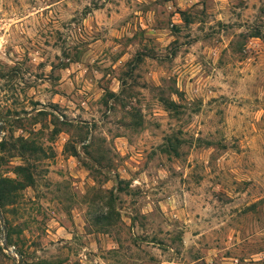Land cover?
Segmentation results:
<instances>
[{"label":"rangeland","instance_id":"1","mask_svg":"<svg viewBox=\"0 0 264 264\" xmlns=\"http://www.w3.org/2000/svg\"><path fill=\"white\" fill-rule=\"evenodd\" d=\"M0 176V264H264V0H0Z\"/></svg>","mask_w":264,"mask_h":264},{"label":"trees","instance_id":"2","mask_svg":"<svg viewBox=\"0 0 264 264\" xmlns=\"http://www.w3.org/2000/svg\"><path fill=\"white\" fill-rule=\"evenodd\" d=\"M19 183H20L19 180H15L10 177L0 176V207L2 206V202L5 195L16 190L18 188ZM11 196L15 197L14 194H12ZM14 201L15 199L12 200V202Z\"/></svg>","mask_w":264,"mask_h":264},{"label":"water","instance_id":"3","mask_svg":"<svg viewBox=\"0 0 264 264\" xmlns=\"http://www.w3.org/2000/svg\"><path fill=\"white\" fill-rule=\"evenodd\" d=\"M0 224H1V226H2V215H1V212H0ZM1 244H2V247L5 249V250H9V248L7 247V245H6V243H5V239H4V237H2V239H1ZM20 263V260L19 259H17L13 264H19Z\"/></svg>","mask_w":264,"mask_h":264}]
</instances>
